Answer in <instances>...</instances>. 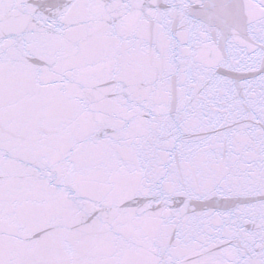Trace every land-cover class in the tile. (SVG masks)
Returning <instances> with one entry per match:
<instances>
[{
    "label": "snow or ice",
    "instance_id": "snow-or-ice-1",
    "mask_svg": "<svg viewBox=\"0 0 264 264\" xmlns=\"http://www.w3.org/2000/svg\"><path fill=\"white\" fill-rule=\"evenodd\" d=\"M0 264H264V0H0Z\"/></svg>",
    "mask_w": 264,
    "mask_h": 264
}]
</instances>
